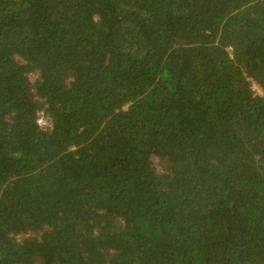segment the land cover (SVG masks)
Wrapping results in <instances>:
<instances>
[{
	"label": "trees",
	"instance_id": "trees-1",
	"mask_svg": "<svg viewBox=\"0 0 264 264\" xmlns=\"http://www.w3.org/2000/svg\"><path fill=\"white\" fill-rule=\"evenodd\" d=\"M0 264H264V0H0Z\"/></svg>",
	"mask_w": 264,
	"mask_h": 264
},
{
	"label": "rangeland",
	"instance_id": "rangeland-1",
	"mask_svg": "<svg viewBox=\"0 0 264 264\" xmlns=\"http://www.w3.org/2000/svg\"><path fill=\"white\" fill-rule=\"evenodd\" d=\"M253 91L255 92L256 95L262 96L263 94V90L262 88L259 86V84H257L256 82H252L251 84ZM39 124L42 128H48V126H50V121L49 119H47L42 113L39 116ZM153 167L155 168L156 171L160 170L159 167V163L158 161H154L153 162Z\"/></svg>",
	"mask_w": 264,
	"mask_h": 264
}]
</instances>
